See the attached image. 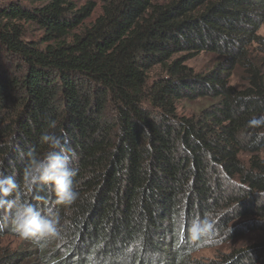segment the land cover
I'll return each mask as SVG.
<instances>
[{
  "label": "trees",
  "instance_id": "16d2710c",
  "mask_svg": "<svg viewBox=\"0 0 264 264\" xmlns=\"http://www.w3.org/2000/svg\"><path fill=\"white\" fill-rule=\"evenodd\" d=\"M76 1L0 0V173L22 186L55 131L77 192L69 206L43 185L25 197L60 217L40 242L0 210V237L18 241L0 264H200L211 246L225 252L207 264H264V0H98L93 20L97 4ZM200 54L219 61L195 73Z\"/></svg>",
  "mask_w": 264,
  "mask_h": 264
},
{
  "label": "clouds",
  "instance_id": "9594fccd",
  "mask_svg": "<svg viewBox=\"0 0 264 264\" xmlns=\"http://www.w3.org/2000/svg\"><path fill=\"white\" fill-rule=\"evenodd\" d=\"M51 127L54 128V124ZM40 140L47 146V151L42 156L30 155L22 186L14 177L0 173V210L10 213L12 230L21 239L34 242L57 237L60 217L51 208L42 211L25 197L32 194L36 186L43 185L47 187L55 205L69 206L77 199L73 180L75 172L69 168L70 158L74 154L72 149L55 131H45ZM37 199H43L45 204L49 202L39 196ZM205 228H211L207 221L203 227L195 225L193 238H198Z\"/></svg>",
  "mask_w": 264,
  "mask_h": 264
},
{
  "label": "rangeland",
  "instance_id": "374dc122",
  "mask_svg": "<svg viewBox=\"0 0 264 264\" xmlns=\"http://www.w3.org/2000/svg\"><path fill=\"white\" fill-rule=\"evenodd\" d=\"M89 1H93L97 4V9L95 13L93 14L91 20H93L99 13V1L98 0H77V6H82L86 4ZM166 1V0H159ZM21 27L25 31V36L28 40L37 41L41 35L42 32L34 25L31 24H21ZM259 34L261 36H264V28L260 30ZM219 61V58L212 56V55H205L200 54L197 57L191 59L186 63V65L195 73H205L212 69V67ZM242 74L240 72H237L230 80V84L234 87H242L244 86V79H242ZM211 104V101L204 99V100H197L194 102H180L177 104V114L179 116L183 117H191V116H197L199 112ZM261 237L257 234L248 235L247 237H243L241 240L235 241L231 244V247L234 246H242V245H248L251 244L254 241H257ZM18 244V241L14 237H0V248L1 247H7L10 249H14ZM225 252V248H222L221 246L215 247H203L197 251L196 254H194L193 258L196 259L200 264H207L208 262L215 259L216 255H219V253Z\"/></svg>",
  "mask_w": 264,
  "mask_h": 264
},
{
  "label": "snow or ice",
  "instance_id": "6c2138e0",
  "mask_svg": "<svg viewBox=\"0 0 264 264\" xmlns=\"http://www.w3.org/2000/svg\"><path fill=\"white\" fill-rule=\"evenodd\" d=\"M125 251H126V253L131 254L133 252V249L132 248H127ZM89 259H91V257Z\"/></svg>",
  "mask_w": 264,
  "mask_h": 264
}]
</instances>
